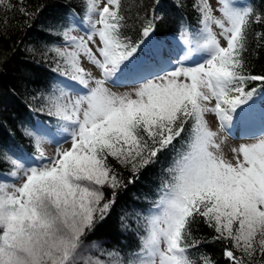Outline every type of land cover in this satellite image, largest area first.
Listing matches in <instances>:
<instances>
[{
    "label": "snow or ice",
    "instance_id": "snow-or-ice-1",
    "mask_svg": "<svg viewBox=\"0 0 264 264\" xmlns=\"http://www.w3.org/2000/svg\"><path fill=\"white\" fill-rule=\"evenodd\" d=\"M82 3V21L69 13L72 26L58 29L68 47L50 49L59 58L55 71L70 81L45 97L47 115L56 118L59 131L36 121L23 132L36 155L0 152V163L10 168L0 177V264H216L207 254L199 262L191 255L208 243L222 245L226 264H264V108L259 133L232 148L231 160L221 136L234 119L253 122L257 97L264 101V75L247 72L244 58L249 31L264 25V9L217 0V17L209 0H193L199 27L193 34L181 25L187 51L178 66L165 70L171 49L165 56L164 42L155 37L165 19L155 7L139 8L133 18L122 0ZM12 7L10 0H0V9ZM20 12L30 15L24 7ZM134 22L140 24L135 43L126 34ZM80 24L86 25L84 35H71ZM255 38L264 41V32ZM81 55L99 75L81 66ZM6 62L0 59V69ZM257 81L261 87L248 88ZM129 85L128 91L112 90ZM207 113L217 117L218 131L208 126ZM46 141L56 145L47 158ZM163 152L174 155L162 169L152 210L137 220L139 246L102 252L103 260L85 257L86 247H97L86 245L87 237L112 212L119 192ZM109 158L130 171L127 183ZM200 224L211 229V237L193 234Z\"/></svg>",
    "mask_w": 264,
    "mask_h": 264
},
{
    "label": "trees",
    "instance_id": "trees-1",
    "mask_svg": "<svg viewBox=\"0 0 264 264\" xmlns=\"http://www.w3.org/2000/svg\"><path fill=\"white\" fill-rule=\"evenodd\" d=\"M159 1H162L159 5H156L157 0H122V3L133 18L139 8L149 10L155 7L157 11H162L165 19L157 24V37L177 35L180 32L179 18L196 14L192 9L193 0ZM10 3L13 5L11 10L0 9V59H7L0 69V152L11 149L34 156L33 141L23 132L24 129H32L36 121L54 124V117L47 115L48 101L45 97L56 88L57 79L63 76L55 71L59 58L50 49L62 45L59 26L68 23L69 13L81 11L83 3L82 0H10ZM249 4L258 10L264 9L261 0H249ZM21 7L30 15H23ZM5 17L8 20L6 26L3 25ZM65 17H68L66 21ZM256 32H264V25H254L249 31L248 51L244 54L245 68L252 74L264 75V41H257ZM139 33V22L130 24L126 32L133 42L139 39ZM258 86L261 82L257 81L250 83L248 88ZM173 155L172 152L161 153L157 163L142 170L135 183L128 184L119 192L112 212L87 237L86 243L95 242L97 245L93 257L103 260L105 256L101 255L102 252L114 249L127 252L139 246L137 220L146 215L158 195L162 169L169 166ZM109 162L127 183L131 178L130 171L112 158ZM9 171V165L0 163V177ZM104 192L106 196L111 194L108 188ZM121 216L126 217L123 222ZM124 224L129 227L125 228ZM139 231L142 234V229ZM193 234L211 237L212 231L200 224L193 229ZM222 252L223 247L219 243H208L202 244L199 249H192L191 255L199 262L200 254L204 253L216 264H226Z\"/></svg>",
    "mask_w": 264,
    "mask_h": 264
},
{
    "label": "rangeland",
    "instance_id": "rangeland-1",
    "mask_svg": "<svg viewBox=\"0 0 264 264\" xmlns=\"http://www.w3.org/2000/svg\"><path fill=\"white\" fill-rule=\"evenodd\" d=\"M209 2L211 3V5H212V7L214 9V13L213 14L216 15L217 17H219L220 13L218 11H215V9L219 6L218 3H217V0H209ZM240 6H244V5L241 4ZM212 27H213V31H216L217 33H219L220 30H219V28L217 26L213 25ZM71 35H75L76 37H80V35L77 32L75 27H74V30L72 31ZM221 44H222V46H226V42L223 41L222 39H221ZM65 47H68V45L65 44L63 48H65ZM90 47H93V50H95V47L93 45H90ZM195 55H196V53H193L192 56L189 57V60L185 61V62H191V59ZM80 62H81V66L84 67L86 70L91 71L93 75H99V73L95 69V67L93 65H91L88 62V60L83 55L80 56ZM109 87H111V85H109ZM129 89L130 88H126V89H114V88H112L113 91H118V92L128 91ZM214 103H215V101H212L213 105H214ZM205 119L208 122V126L210 127V129L212 131H218L219 130V121H218L217 117L214 114L207 113L205 115ZM234 123H235V119L233 121V124ZM251 123L260 126V121L258 120L257 115H256L255 120L253 122H251ZM48 127L53 131V133H56V132L59 131V126L55 127L54 129H52L50 126H48ZM221 136H223L225 138L226 142L222 146V149H223L225 158L229 159V160H231L232 157H233V153L231 151L232 148L238 147L241 144H246V143H250L251 142V139H245V138L233 139V138H231L229 136H225L224 131L221 132ZM62 147L63 148H69L70 147V143H64V144H62ZM43 148H44V153H45V157L46 158L54 155V153L56 151L55 143H49L47 141L44 143ZM5 176H7V175H4L3 177H5ZM10 182H15V183L19 184V183H22V180L10 181ZM86 245H91V244L86 243ZM95 249L96 248L86 247L85 250H84V256L85 257L92 256L95 253Z\"/></svg>",
    "mask_w": 264,
    "mask_h": 264
}]
</instances>
